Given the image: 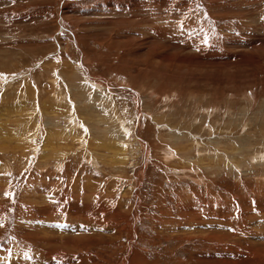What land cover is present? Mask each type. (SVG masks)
I'll list each match as a JSON object with an SVG mask.
<instances>
[{
    "label": "rangeland",
    "instance_id": "374dc122",
    "mask_svg": "<svg viewBox=\"0 0 264 264\" xmlns=\"http://www.w3.org/2000/svg\"><path fill=\"white\" fill-rule=\"evenodd\" d=\"M0 74V264H264V0H0Z\"/></svg>",
    "mask_w": 264,
    "mask_h": 264
},
{
    "label": "bare ground",
    "instance_id": "6f19581e",
    "mask_svg": "<svg viewBox=\"0 0 264 264\" xmlns=\"http://www.w3.org/2000/svg\"><path fill=\"white\" fill-rule=\"evenodd\" d=\"M60 71V70H59ZM55 76V75H54ZM72 80V79H71ZM2 92V91H1ZM12 92V91H11ZM4 93H2V95H3ZM86 97V96H85ZM1 100V99H0ZM3 102H4V100H3ZM41 108V107H40ZM47 108V107H46ZM88 110V109H87ZM46 113V112H45ZM90 116V115H89ZM104 116V115H103ZM54 119V118H53ZM90 121V120H89ZM104 123V122H103ZM90 127V126H89ZM3 130V129H2ZM73 132V131H72ZM54 135V134H53ZM4 136V135H3ZM1 137H2V135H1ZM0 137V138H1ZM116 138V137H115ZM95 142V141H94ZM115 143V145H117L116 146V149L118 150V148H120L119 146H118V144L116 143V141L114 142ZM50 144V143H49ZM95 144V143H94ZM120 144V143H119ZM121 145V147L122 146H124L122 143L120 144ZM176 146V145H175ZM185 150V149H184ZM122 152H125L123 149L121 150ZM180 152V151H179ZM122 159V158H121Z\"/></svg>",
    "mask_w": 264,
    "mask_h": 264
},
{
    "label": "snow or ice",
    "instance_id": "6c2138e0",
    "mask_svg": "<svg viewBox=\"0 0 264 264\" xmlns=\"http://www.w3.org/2000/svg\"><path fill=\"white\" fill-rule=\"evenodd\" d=\"M3 76V74H0V77H2ZM85 131H87L86 129H85Z\"/></svg>",
    "mask_w": 264,
    "mask_h": 264
}]
</instances>
